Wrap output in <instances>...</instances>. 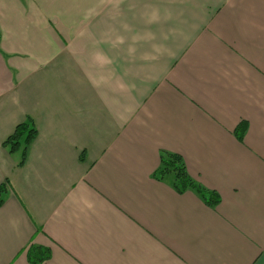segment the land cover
<instances>
[{"label":"crops","instance_id":"obj_1","mask_svg":"<svg viewBox=\"0 0 264 264\" xmlns=\"http://www.w3.org/2000/svg\"><path fill=\"white\" fill-rule=\"evenodd\" d=\"M0 187V264H264V0H0Z\"/></svg>","mask_w":264,"mask_h":264},{"label":"trees","instance_id":"obj_2","mask_svg":"<svg viewBox=\"0 0 264 264\" xmlns=\"http://www.w3.org/2000/svg\"><path fill=\"white\" fill-rule=\"evenodd\" d=\"M37 136V129L34 122L28 119L26 122L20 124L14 134L4 143V146L9 149L10 153H16L22 151V161L20 165H23L26 159V153L29 145ZM158 176L160 178L166 176H172L174 186L180 192L192 190L202 196L208 203H218V197L215 193L209 192L199 184H197L189 175L185 163L181 156L176 154H163L161 158V166L158 170ZM5 189L0 187V205L3 204V193ZM41 259V258H40ZM40 259H38L40 261Z\"/></svg>","mask_w":264,"mask_h":264}]
</instances>
